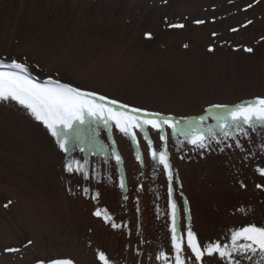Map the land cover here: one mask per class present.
<instances>
[{
    "label": "rangeland",
    "instance_id": "374dc122",
    "mask_svg": "<svg viewBox=\"0 0 264 264\" xmlns=\"http://www.w3.org/2000/svg\"><path fill=\"white\" fill-rule=\"evenodd\" d=\"M12 59L41 81L59 79L183 125L214 105L264 98V0H0V60ZM91 119L103 151L87 153L85 180L64 167L85 153H64L26 109L0 103V264H102L99 251L116 264H161L158 253L173 251L170 201L181 229L190 226L202 246L233 229L264 226V189L255 187L264 179L255 171L264 167V125L241 137L244 151H219L215 143L198 150L164 125L174 168L169 197L143 133L136 130L137 144L113 121ZM207 124L215 121L209 116ZM147 133L162 150L161 132ZM184 256L193 264L186 237ZM204 264L220 262L205 257Z\"/></svg>",
    "mask_w": 264,
    "mask_h": 264
},
{
    "label": "snow or ice",
    "instance_id": "6c2138e0",
    "mask_svg": "<svg viewBox=\"0 0 264 264\" xmlns=\"http://www.w3.org/2000/svg\"><path fill=\"white\" fill-rule=\"evenodd\" d=\"M203 22L202 20L196 21V23ZM169 27L183 28L184 25L172 24ZM146 38L151 39V33H146ZM246 51L251 52L252 49L247 48ZM0 69H6L0 70V103L15 102L26 109L36 121L41 122L50 131L64 153L77 148L85 153L83 159L67 158L64 165L67 172L80 173L85 180L89 179L90 161L87 153L91 150L95 155L97 150L103 151L102 146L96 144L95 136L91 135L93 131L91 128L93 119L91 118L95 121L103 120L105 125L113 121L121 133L130 136L137 144L139 140L136 130L143 133L151 159L158 161L166 173L169 197L173 193L174 168L167 151V135L163 134L164 125L172 129L178 143H182L179 137L183 136L184 140L193 145L195 149L208 150L215 143L219 151L233 147L244 151L241 137L250 139V132L255 131L258 125H264V98L245 102L232 108L227 105H214L215 112L206 110L207 116L202 115L198 119L189 120L181 125L178 120L161 117L159 113L119 103L96 92L62 83L59 79L48 77L41 81L33 77L26 62L15 59L8 62L0 60ZM114 105H118V108L112 107ZM209 116L215 121L214 125L207 124ZM148 127L161 132L160 139L165 142L162 150L158 151L153 147V141L147 133ZM104 154L107 155L106 152ZM247 155L253 154L248 150ZM114 158L117 164L122 162V157L115 151ZM137 160L143 163L139 154ZM255 171L261 178H264V167H257ZM239 183L242 188L246 187L243 180ZM119 186L121 189L126 187L123 176L120 178ZM255 187L264 189V179ZM125 199H127L126 196ZM11 203L8 201L4 207H8ZM170 207V240L173 251L171 255L166 251L158 253L157 260L161 264H186L185 237L186 246L193 254V264H204L205 257L215 258L220 264H264V226L258 227L250 224L233 229L224 241H208L202 246L190 226L185 230L181 229L175 201H170ZM241 211L244 210L241 209ZM95 215L99 217L102 213L97 210ZM104 219L106 221L110 219L106 211ZM112 227L117 228L120 225L113 223ZM28 243L31 244L32 241ZM5 251L19 252L20 249L6 248ZM257 254L259 257L254 260ZM98 260L102 264H116L103 251L98 252ZM38 264H45V261H38ZM51 264H74V261L55 259L51 261Z\"/></svg>",
    "mask_w": 264,
    "mask_h": 264
}]
</instances>
